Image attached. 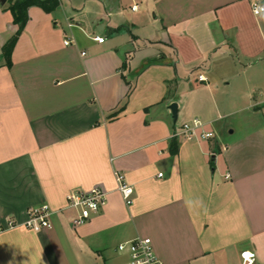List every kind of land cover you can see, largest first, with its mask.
Segmentation results:
<instances>
[{
    "label": "crops",
    "instance_id": "obj_1",
    "mask_svg": "<svg viewBox=\"0 0 264 264\" xmlns=\"http://www.w3.org/2000/svg\"><path fill=\"white\" fill-rule=\"evenodd\" d=\"M14 1L0 4V226L14 224L0 264H128L118 245L136 237L165 264H241L243 250L264 264L262 0L34 5L9 65ZM195 119L197 137L173 136ZM93 188L107 203L75 226L68 195ZM44 204L51 227H27Z\"/></svg>",
    "mask_w": 264,
    "mask_h": 264
},
{
    "label": "built area",
    "instance_id": "obj_2",
    "mask_svg": "<svg viewBox=\"0 0 264 264\" xmlns=\"http://www.w3.org/2000/svg\"><path fill=\"white\" fill-rule=\"evenodd\" d=\"M253 12L258 15L264 12V5L259 1L253 3ZM94 40L102 43L105 38L96 36ZM70 39L65 40V44H71ZM85 54V53H83ZM200 75V79H203ZM204 124L198 119L190 123H184L182 127L174 131L173 136H185L188 139L197 137L203 130ZM212 132H206L203 136L211 137ZM162 173H160V176ZM119 182V190L128 205L133 203V187L126 183L125 176L121 173L117 174ZM69 207L77 212V216L72 222L75 226H80L89 221L92 216L97 213L107 203V192L100 188H93L90 191H75L68 195ZM53 210L48 204L32 207L29 210V218L25 225L34 230L51 227V215ZM13 223H9L8 227L0 226V232L6 228L13 227ZM120 253H128V264H165L157 255L153 242L149 237H136L127 240L118 245L117 249ZM241 264H257L256 255L252 250H243L241 252Z\"/></svg>",
    "mask_w": 264,
    "mask_h": 264
},
{
    "label": "trees",
    "instance_id": "obj_3",
    "mask_svg": "<svg viewBox=\"0 0 264 264\" xmlns=\"http://www.w3.org/2000/svg\"><path fill=\"white\" fill-rule=\"evenodd\" d=\"M5 5V4H4ZM40 6L44 10L51 12L53 11L58 5V0H16L14 2L9 3L5 6L8 9L12 16L14 24L18 26V30L12 36L10 41L6 43L4 46V56L8 59V64L10 65V56L11 51L17 41L19 34L22 32L27 20H28V10L31 6Z\"/></svg>",
    "mask_w": 264,
    "mask_h": 264
},
{
    "label": "water",
    "instance_id": "obj_4",
    "mask_svg": "<svg viewBox=\"0 0 264 264\" xmlns=\"http://www.w3.org/2000/svg\"><path fill=\"white\" fill-rule=\"evenodd\" d=\"M7 1L8 0H0V4L4 5L5 3H7ZM170 109L172 111L173 119L176 122L178 117V104L176 102L172 103L170 105Z\"/></svg>",
    "mask_w": 264,
    "mask_h": 264
},
{
    "label": "rangeland",
    "instance_id": "obj_5",
    "mask_svg": "<svg viewBox=\"0 0 264 264\" xmlns=\"http://www.w3.org/2000/svg\"><path fill=\"white\" fill-rule=\"evenodd\" d=\"M262 2L264 3V0H262Z\"/></svg>",
    "mask_w": 264,
    "mask_h": 264
}]
</instances>
